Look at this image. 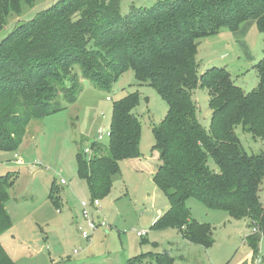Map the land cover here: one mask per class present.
Instances as JSON below:
<instances>
[{"label": "trees", "instance_id": "1", "mask_svg": "<svg viewBox=\"0 0 264 264\" xmlns=\"http://www.w3.org/2000/svg\"><path fill=\"white\" fill-rule=\"evenodd\" d=\"M35 1L0 0V30L10 15L19 16ZM121 1L52 0L50 7L18 22L0 40V152L15 151L32 120L61 111L63 103L74 104L80 78L108 91L131 70L138 83L153 88L167 105L163 120L153 128L151 153L158 156L152 181L169 208L152 228H177L188 243L209 249L212 228L190 218L185 204L192 198L231 219H248L256 233L246 242L255 258L264 236L259 198L264 154L248 155L235 129L264 140V56L253 65L256 88L245 93L223 67L198 75L196 55L198 41L222 28L235 32L254 21L264 35V0H163L148 8L132 6L125 15ZM197 86L209 96L207 130L192 100ZM138 102L137 93L114 102L108 144L91 143L87 159L85 153L76 154L77 175L91 200L110 194L121 162L139 158L140 123L133 114ZM13 184L9 173L0 176V236L12 227L5 204ZM56 191L52 183L48 198L58 209ZM148 258L156 264L174 261L165 253H147L125 264ZM0 264H13L1 243Z\"/></svg>", "mask_w": 264, "mask_h": 264}, {"label": "rangeland", "instance_id": "2", "mask_svg": "<svg viewBox=\"0 0 264 264\" xmlns=\"http://www.w3.org/2000/svg\"><path fill=\"white\" fill-rule=\"evenodd\" d=\"M158 1L163 0H122L120 11L125 15L132 6L148 8ZM51 5L52 0H36L33 7H24L19 16L10 15L6 26L0 30V40L18 22L33 18ZM223 29L219 36L201 41L196 58L198 75L206 70L208 60L219 59L222 53L228 52V57L221 62L226 64L235 85L245 93L251 92L258 84L256 71L253 65L244 64L245 54L232 36L246 31L241 26L238 32L235 31L237 34ZM261 37L255 28L247 31V44L254 53L264 45V38L262 42ZM232 42L236 47L229 50ZM73 71L79 72L77 67ZM237 73L242 74L238 79ZM79 87L74 104L63 103L64 109L61 111L32 120L20 146L12 152H0V176L9 173L14 182L8 190L9 200L5 204L12 227L4 233L6 235L11 231L6 244H12L16 252L13 264H125L126 260L147 253H165L174 260L173 264H209V257L217 260L218 264H225L232 258L238 260L248 251L247 246L241 248L243 235L223 230V227H241L242 231H246L250 227L248 219H231L222 211L208 210L192 198L185 204L190 218L209 224L212 228L213 245L209 249L185 244L187 242H183L177 228H152L168 210V201L147 171L134 170L125 162L120 163V173L112 181L110 194L99 200L102 220L107 227L96 231L89 240L81 238L78 228L84 227V224L80 218L79 204L91 198L85 182L77 175V152L83 154L93 142L106 146L112 104L128 94L137 93L139 102L133 114L140 123L138 159L140 164L152 165L153 128L163 120L167 105L153 88L146 83H138L131 70L124 72L108 91L100 90L82 78ZM192 100L197 107L198 121L207 130L211 118L207 91L197 86L192 91ZM101 130L104 137L99 140ZM235 133L248 155L264 154V140L254 139L242 132L240 127L235 129ZM15 154L21 164L15 162ZM89 155L86 154L85 158ZM208 166L217 172L211 160ZM61 179L65 185L60 184ZM52 183L57 188L58 209L48 198ZM259 198L264 208V180ZM157 210H161L162 214L158 216ZM228 220L230 223L226 222ZM137 232L144 233L143 237H137ZM254 256V264H262L264 236H261L258 252ZM141 264L156 263L148 258Z\"/></svg>", "mask_w": 264, "mask_h": 264}, {"label": "crops", "instance_id": "3", "mask_svg": "<svg viewBox=\"0 0 264 264\" xmlns=\"http://www.w3.org/2000/svg\"><path fill=\"white\" fill-rule=\"evenodd\" d=\"M256 23L254 21H247L245 22L243 25H241V28L243 30H245L246 32H242L240 34H237L234 32V34H237V35H232L234 39L237 40V42L235 41V43L242 49V51L244 52L245 54V59L244 60V64L245 65H248V66H252V65H255L263 56H264V45L261 46V49H259L258 52H255L254 53V50H252L248 44H247V31L249 30H254V28L257 30L258 33H260L255 25ZM222 30V29H220ZM224 30V29H223ZM239 30H237L236 32H238ZM220 32V31H219ZM217 33L216 35L214 36H217L218 34L220 33ZM260 35L262 36L261 37V40L263 42V38H264V35L262 33H260ZM214 36H210V37H214ZM219 36V35H218ZM209 38V37H207ZM206 38H204L205 40ZM203 39L199 40L198 41V48H197V55H196V58L198 56V53H199V47H200V44H201V41ZM231 48L229 50H234V48L236 47V45L232 42L231 44ZM227 55V56H226ZM228 52H224L222 53L220 56H219V59L217 58H213V60H208V62L206 63L205 65V69H209L211 67H223L227 70V66L226 64H224L223 62H221L222 60H225V57H228ZM209 65V66H208ZM220 65V66H219ZM247 66V67H248ZM228 71V70H227ZM229 73V71H228ZM230 74V73H229ZM239 74V75H238ZM242 74L240 73H237V76L236 78L238 79ZM230 77L233 81V83L235 84L234 80H233V77L231 76L230 74ZM237 85V84H236ZM239 87V86H238ZM240 88V87H239ZM241 89V88H240ZM242 90V89H241ZM243 91V90H242ZM244 92V91H243ZM153 164L151 165H147L145 163L143 164H140L139 162V159H132V160H126V161H123L122 163H126V165L128 167H132L134 170H139V171H142V170H145L147 171V173H149L150 177L152 178V175L153 173L155 172L156 170V167H157V164H158V156H157V153L156 152H153ZM157 215H161L162 214V211L161 210H157L156 211ZM230 218V217H229ZM228 223H230V221H226ZM247 228V227H246ZM11 230V229H10ZM214 230V228H213ZM223 230L226 231V232H230V233H233V232H236V233H239V235H243V242L241 243V248H245V246L248 247V251L243 253V255L241 257L238 258V260H236L237 258H232L230 261L228 259L227 263L225 264H254V257H253V251L251 249V247L248 245V243L246 242V238L249 237L250 235L254 234L252 233V229H250L249 227L247 228V230H243L242 231V228L241 227H223ZM215 231V230H214ZM11 235V231L9 232V234H6V235H2L0 236V243L2 245V247L4 248L5 252L8 254V256L10 257V259L12 260L13 262V257L15 256L16 252L14 251L13 247H12V244H6V239H8L7 236ZM13 237V236H12ZM141 238V237H139ZM183 239V238H182ZM183 242H187L185 240H183ZM185 244H189L188 242L185 243ZM28 250V248H27ZM209 264H218L217 260L213 259L212 260V257H209ZM236 260V261H234ZM259 260V259H258ZM234 261V262H233Z\"/></svg>", "mask_w": 264, "mask_h": 264}, {"label": "built area", "instance_id": "4", "mask_svg": "<svg viewBox=\"0 0 264 264\" xmlns=\"http://www.w3.org/2000/svg\"><path fill=\"white\" fill-rule=\"evenodd\" d=\"M106 136H109V132L106 133ZM104 137V131H99L98 139L102 140ZM85 154H90L89 149H85ZM15 162L17 164H21L20 161H18V156L14 155ZM61 185H65L64 180H60ZM80 207V218L81 221L84 224V227H79V235L84 240H89V238L94 234L96 231L106 228L107 223L102 220L101 210H100V201L98 199L90 200L88 202L81 201L79 204ZM252 233H256V231L253 229ZM144 233L137 232V237H143ZM263 236V235H260Z\"/></svg>", "mask_w": 264, "mask_h": 264}]
</instances>
